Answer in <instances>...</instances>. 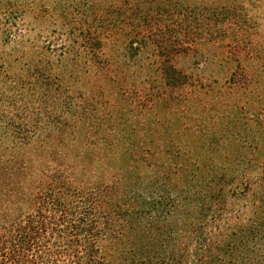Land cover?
Returning a JSON list of instances; mask_svg holds the SVG:
<instances>
[{
    "label": "trees",
    "instance_id": "obj_1",
    "mask_svg": "<svg viewBox=\"0 0 264 264\" xmlns=\"http://www.w3.org/2000/svg\"><path fill=\"white\" fill-rule=\"evenodd\" d=\"M27 1L63 16L80 7ZM156 2L110 3L126 6L113 15L123 10L140 37L160 14L151 12ZM12 6L7 19L25 13ZM165 29L151 32L161 35L158 82L116 97L69 85L94 64L109 68L100 31L88 42L38 46L25 79L0 63V264H264V174L254 182L248 173L264 157L233 158L192 133L194 125L209 132L211 119L192 121L196 80L175 62L189 46Z\"/></svg>",
    "mask_w": 264,
    "mask_h": 264
},
{
    "label": "rangeland",
    "instance_id": "obj_2",
    "mask_svg": "<svg viewBox=\"0 0 264 264\" xmlns=\"http://www.w3.org/2000/svg\"><path fill=\"white\" fill-rule=\"evenodd\" d=\"M172 1L179 2L180 6L172 7L170 0L153 3L151 12L160 14L154 15L157 17L153 25L138 28L142 36L135 37L134 26L124 19L123 10L122 17L113 15L117 8L128 10L123 4H111L114 0H78L79 9H73L68 16L55 12L51 3V8L40 2L30 8L27 0H0V63L17 79H25L31 74L26 65L32 57L29 54L38 46L54 49L65 42H77V38L88 42L91 32L100 31L103 58L110 61L109 68L103 71L94 64L85 76L69 85L89 96L116 97L123 90L149 87L155 79L158 82L160 48L157 44L161 35L156 37L151 32L167 26L166 32L181 38L174 42L189 46L186 52L175 57V62L196 80L193 99L200 109L191 119L202 124L201 117L207 114L212 123L209 132L198 131L194 125L192 133L212 140L221 152L227 151L233 158L264 157V0ZM100 3L103 25L99 23ZM13 4L26 10L15 20H9L4 12L9 7L14 9ZM216 4L225 9L214 10ZM63 24L66 25L63 27ZM175 111L184 112L183 108ZM179 120L184 123L185 118ZM189 140L190 136L185 137L181 143L189 146ZM253 141L258 144L257 149ZM248 173L256 182L263 176L264 167ZM245 188L244 185L241 190L249 196L251 192ZM247 217L252 214L247 212Z\"/></svg>",
    "mask_w": 264,
    "mask_h": 264
}]
</instances>
